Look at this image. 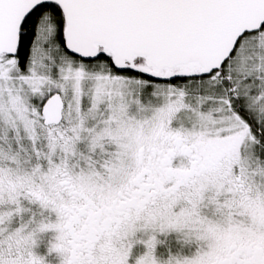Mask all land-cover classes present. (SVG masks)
I'll return each instance as SVG.
<instances>
[{"label":"snow or ice","instance_id":"6c2138e0","mask_svg":"<svg viewBox=\"0 0 264 264\" xmlns=\"http://www.w3.org/2000/svg\"><path fill=\"white\" fill-rule=\"evenodd\" d=\"M0 264H264V0H0Z\"/></svg>","mask_w":264,"mask_h":264}]
</instances>
